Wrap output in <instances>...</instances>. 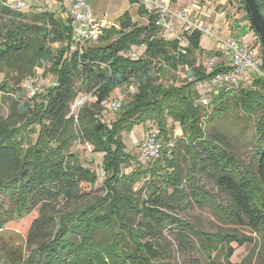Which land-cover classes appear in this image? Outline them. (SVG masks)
Here are the masks:
<instances>
[{
  "label": "trees",
  "instance_id": "trees-1",
  "mask_svg": "<svg viewBox=\"0 0 264 264\" xmlns=\"http://www.w3.org/2000/svg\"><path fill=\"white\" fill-rule=\"evenodd\" d=\"M256 2L264 17V0ZM4 3L0 0V93L3 102L12 93L15 99L11 116H0V231L10 221L39 214L31 222L28 245L34 249L26 264L36 257L41 264H162L160 232L170 226L184 235L180 244L188 242L186 233L196 234L210 264H220L214 255L224 250L229 260L233 243L242 247L252 238L232 231L202 232L171 213L173 203L186 197L198 205L213 201L200 183L203 172L225 194L226 205L216 204L222 216L264 237V78L253 75L242 89L210 87V79L229 68L218 64L208 70L198 60V53H205L202 32L195 30L182 47L160 35L153 12L145 26L127 12L117 26L105 24L96 40L78 42L73 20L65 15L67 6L18 12ZM241 3L260 41L245 1ZM144 13L140 7L139 15ZM130 52H137V59ZM37 69L54 82L24 100L21 82ZM179 72L185 83L176 85ZM128 87L136 91L126 97L116 120L103 122L104 103ZM82 94L93 101L81 107L76 122L71 106ZM203 98H211L209 106L200 102ZM232 105L254 123L257 143L249 171L214 130L219 120L232 115ZM148 120L156 122L165 146L156 160H138L144 168L126 151L123 133ZM169 120L180 126L181 137H173ZM78 140L103 155L104 196L93 190L97 173L70 152ZM181 157L187 162L185 173L179 167ZM99 232L105 241L96 240Z\"/></svg>",
  "mask_w": 264,
  "mask_h": 264
},
{
  "label": "rangeland",
  "instance_id": "rangeland-1",
  "mask_svg": "<svg viewBox=\"0 0 264 264\" xmlns=\"http://www.w3.org/2000/svg\"><path fill=\"white\" fill-rule=\"evenodd\" d=\"M64 1L67 7L71 5L70 0ZM85 1L90 7L94 20L103 22L108 27L117 26L119 24V18L127 12L131 15L134 22H136L138 25L145 26L148 24L147 17L153 12L150 5L142 6L135 0ZM227 1L228 2L226 5H221V0H208L207 2L206 0H173L170 7L172 10L176 11L179 9L194 11V3H198L197 6H201L203 10H210L212 4L214 7L217 6L215 12L213 11L212 13H225L224 20H226L227 23H230L228 36L226 33H220L219 24L216 26L214 23L208 26V19V23H212V21H210L211 19L209 17L202 16L200 14V12H202L201 10H198V13H193L192 19L200 22V24L203 26H208L210 32L212 33V37L207 36L206 34H202L201 36V47L204 49L205 53H198V60L202 62L204 66H206L208 59L214 56H216L218 64H221L222 66L224 63H230L232 51L226 52V55L222 52H216L223 49L222 42H224L227 37L236 38L241 43H243V39L250 47L255 48L256 55L258 57L257 60L259 64H261L263 53L261 51V46H259L260 41H258L255 33L251 29L250 22L244 7H242L243 5L241 0L239 2L237 0ZM140 7H143L146 10V13L143 15L144 17L139 15ZM212 16H214V14H212ZM234 24L236 27L233 26ZM220 40L222 42H220ZM142 48H139V50L136 49L139 54L143 52ZM252 76L253 75L247 76L246 79L243 80L241 84H239L240 89L250 85L251 81L253 80ZM3 79L4 75L0 74V82H2ZM53 82V77L51 75L44 76L43 69H37L34 77H26L21 82L20 87L23 92V99L26 100L29 97H32L28 89L29 85L32 84L35 87H38L39 91L37 93H42ZM184 83L185 74L183 72H179L177 75V82H175V84L181 85ZM196 88H198L197 90H199L200 94H205V89H202L200 84H198ZM213 90L216 91L215 89ZM135 91V88L128 87L127 89H124L123 92L116 91L112 93L109 99L104 103L105 111L101 116L102 121L107 124H111L118 117L119 111L114 112L110 108L111 100L120 94H125L127 97H129L135 93ZM210 97L213 96L211 95ZM1 98L2 93H0V116L10 117V106L12 104V100L15 99V94L12 93L10 95V99L6 100L5 102L1 101ZM79 101L83 102L80 104L83 106L84 104L92 102L93 100L89 95L82 94L78 96L74 103ZM230 102H232V99ZM70 116L72 117L73 115ZM151 127L157 128L156 130L159 132L156 122L154 123V121L148 120L145 123L136 125L130 133H123V141L126 146V151L131 153L136 158L137 164L142 165L144 168H146L147 165H143L138 161L140 159L139 146L145 139L147 133L152 130ZM168 127L171 130L173 137L179 138L182 136V131L178 124H174L171 120H169ZM214 130L225 137L233 154L238 158L240 165L243 168L246 167L245 171H249V164L251 163V158L254 155L255 145L257 143L253 121L250 120L243 113V111L236 108L235 105H232V115L230 117L224 118L223 120H219L216 123ZM89 145H91L94 150L92 144L78 140L74 142L73 146L70 148V152L75 153L84 166L91 168L97 173L99 179L93 187V190H95L96 195L104 196L105 193L101 190L103 183V155L93 150L90 151L88 148ZM169 152H171V148ZM135 166L136 164H133L132 167L126 168L125 172H130ZM179 167L181 168L182 173H185L187 169V162L182 157L181 160H179ZM161 183H163V181ZM200 183L205 187L206 191L214 197V199H212L213 201H207L202 205H198L190 203V197L189 199L186 197L177 203H173V211L171 213L187 222H190L195 226L196 230H200L202 232L225 233L227 231H232L239 233L241 236L246 235L252 238L251 243H246L242 247H238L237 244L233 243L232 247L235 248V251L229 260L226 258L227 250L221 251L219 254L214 255V258L218 263L264 264V237L262 238L257 236L255 233H252V230L246 224L241 223V225L234 221H229V219L222 216V213L217 210L216 204L220 203L226 205L225 194L220 186L217 185L211 177L206 175V172H203L200 175ZM169 192H171V190H169ZM10 207L11 206H8V208ZM38 216L39 214L34 212L25 219L10 221L5 225L3 230L0 231V264H26L27 261H30L29 258L34 246L31 247L28 245V236L32 225L31 222H33ZM183 236L180 235L179 230L174 229V227L171 226L169 229L160 232L159 240L161 247H163V251L165 250L164 255L159 260L160 263L210 264L199 249V240L197 235L190 232L186 233V239H188V242L185 244H180L179 240L181 237L184 238ZM96 240L105 241L106 236L104 235V232L97 233ZM41 263L42 260L38 257L34 258L31 262V264Z\"/></svg>",
  "mask_w": 264,
  "mask_h": 264
},
{
  "label": "built area",
  "instance_id": "built-area-1",
  "mask_svg": "<svg viewBox=\"0 0 264 264\" xmlns=\"http://www.w3.org/2000/svg\"><path fill=\"white\" fill-rule=\"evenodd\" d=\"M4 5L11 10L22 12L27 10L41 11L43 8L53 11L59 5H65L64 0H4ZM61 1L62 3H59ZM71 5L67 7V14L73 20V30L75 39L78 42L83 40H96L100 35L102 28L105 26L103 22L94 20L90 7L85 0H70ZM141 5H150L153 13L156 16L155 25L159 29L160 35L166 40H178L182 47L188 46V36H190L195 30H199L202 34L212 37L208 26H203L200 22L192 19L193 13H198L202 16L209 17L206 9H202L201 6L194 4V11H187L185 9L172 10L170 5L173 0H135ZM222 1V0H221ZM221 3V2H220ZM211 4V3H210ZM209 4V5H210ZM222 5V4H221ZM66 6V5H65ZM212 7V4H211ZM214 7V6H213ZM217 7V6H215ZM220 42H222L220 40ZM223 44V49L216 51L222 52L226 55V52L232 51L230 63H224L225 68H229L227 71L217 73L209 81V86L216 88L218 86H239L242 78L246 75H256L264 78V69L261 67L257 60L256 50L249 45L241 43L235 38L227 37ZM138 54L131 53L132 59H137ZM218 65L216 56L208 59L206 67L208 70H212ZM32 97L39 91L38 87L29 85L28 87ZM217 93V91H215ZM125 94H120L110 102V108L114 112L119 111L126 99ZM204 106H209L211 98H203L200 101ZM82 101L75 102L71 106V114L78 120L79 111L81 109ZM143 142L140 144V161L143 163H150L159 158L164 148L163 142L159 140V132L157 128L151 127ZM177 135V134H176ZM175 146L174 141L168 143V148L173 149ZM92 151L91 145L88 146ZM102 176L104 172L102 171Z\"/></svg>",
  "mask_w": 264,
  "mask_h": 264
},
{
  "label": "water",
  "instance_id": "water-1",
  "mask_svg": "<svg viewBox=\"0 0 264 264\" xmlns=\"http://www.w3.org/2000/svg\"><path fill=\"white\" fill-rule=\"evenodd\" d=\"M245 8L250 16L251 24L260 37V43L264 49V17L260 12L256 0H244Z\"/></svg>",
  "mask_w": 264,
  "mask_h": 264
},
{
  "label": "crops",
  "instance_id": "crops-1",
  "mask_svg": "<svg viewBox=\"0 0 264 264\" xmlns=\"http://www.w3.org/2000/svg\"><path fill=\"white\" fill-rule=\"evenodd\" d=\"M208 0H206V2H207ZM238 2L240 1V0H237ZM228 1L227 0H222L221 1V4L222 5H226V3H227ZM194 4H196V3H194ZM215 10H216V7H211V9L210 10H207L206 9V11H207V13L209 14L208 16H209V18L211 19L210 21H212V23H208V21H209V19H208V21H207V25L208 26H210L211 24H214L215 23V25L217 26L218 24L220 25V33L222 32V33H226V35L228 36L229 35V26H230V23H227V21L226 20H224L225 19V13L224 12H222V13H218V14H216V13H212L213 11L215 12ZM212 14H214V16H212ZM212 17V18H211ZM222 22H223V24H222ZM225 22V23H224ZM224 24H225V26H224ZM236 24V23H235ZM235 24L233 25V26H235ZM233 26H231V27H233ZM236 27V26H235ZM235 36H236V34H235ZM236 39V38H235ZM237 40V39H236ZM242 42H244V44H246L247 42L246 41H244L243 39H242Z\"/></svg>",
  "mask_w": 264,
  "mask_h": 264
}]
</instances>
